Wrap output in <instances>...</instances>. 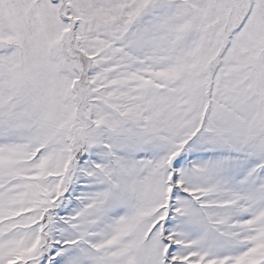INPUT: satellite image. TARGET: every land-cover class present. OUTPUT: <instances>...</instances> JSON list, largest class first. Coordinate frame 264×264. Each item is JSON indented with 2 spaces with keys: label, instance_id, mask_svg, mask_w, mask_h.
<instances>
[{
  "label": "snow or ice",
  "instance_id": "obj_1",
  "mask_svg": "<svg viewBox=\"0 0 264 264\" xmlns=\"http://www.w3.org/2000/svg\"><path fill=\"white\" fill-rule=\"evenodd\" d=\"M0 264H264V0H0Z\"/></svg>",
  "mask_w": 264,
  "mask_h": 264
}]
</instances>
